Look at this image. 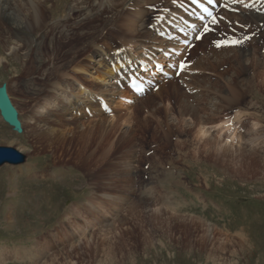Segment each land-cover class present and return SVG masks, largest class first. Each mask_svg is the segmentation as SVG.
Segmentation results:
<instances>
[{
  "label": "rangeland",
  "instance_id": "1",
  "mask_svg": "<svg viewBox=\"0 0 264 264\" xmlns=\"http://www.w3.org/2000/svg\"><path fill=\"white\" fill-rule=\"evenodd\" d=\"M150 1L155 0L34 2L44 18L34 34L10 30L0 21V85L6 83L25 124L17 134L0 118V145L25 155L23 164L0 166L2 264H264V86H259L264 35L253 31L254 20L231 19L227 24L242 23L243 29L253 24L250 34L237 25L230 32L224 24L228 12L220 11L218 22L210 23L211 30L189 50L188 71L162 84V96L156 89L141 98L152 102L135 113L119 108L117 100L113 115L73 118L61 103L70 96L89 100L92 91L75 94V80L71 91L70 76L95 83L72 67L93 62L94 48L117 40L123 46L127 12L140 19L134 39L150 36L140 28L150 21L145 23L146 11L135 13L139 2ZM166 2L171 3H157ZM219 37L222 48L216 49ZM30 39L40 62L26 54ZM19 44L24 48L12 50ZM239 51L248 55L244 66L235 61ZM100 60L89 64L91 72L108 68ZM194 67L201 72L192 74ZM65 74H70L67 82ZM56 79L61 90L71 92L55 94L50 81ZM111 87L93 88L113 94ZM37 88L42 91L35 93ZM236 113L238 128L246 130L243 143L229 141L231 148L242 146L236 153L217 149L220 130L200 134L202 125L222 119L228 131L238 132ZM33 114L48 119L51 130L34 135ZM252 135L261 145L249 147L245 141Z\"/></svg>",
  "mask_w": 264,
  "mask_h": 264
},
{
  "label": "bare ground",
  "instance_id": "2",
  "mask_svg": "<svg viewBox=\"0 0 264 264\" xmlns=\"http://www.w3.org/2000/svg\"><path fill=\"white\" fill-rule=\"evenodd\" d=\"M25 2V6L24 5H21L20 3H19V1L18 0H0V21L2 22V24H4V25H7L8 26V28H10V30H18V31H22L23 33H25L24 31L26 30V29H30L31 30V32L34 34L36 31H37V27H39V25L42 23V19L44 20V18H42V10L40 9V7L38 6V5H36L35 3H42L43 5L45 4V3H47L49 0H34V1H32V0H24ZM99 1H101V3L103 4V2H104V4L105 3H109L110 2V0H98V2ZM155 1H160V0H155ZM166 1V0H165ZM170 1V0H169ZM249 1H251V0H237V2H235V3H233L231 6L232 7H236L237 5L239 6V8H241V9H244L243 11H241L243 14L242 15H239V16H236L235 14H233L232 15V17L231 18H229V19H227L226 21L229 23V21L231 20V19H239V20H242V21H244V20H254V25L256 24V30H257V32H261L262 33V35H264V0H252V1H255V2H257V1H259V5H260V7L258 8V9H254L253 8V10L251 9V8H247L246 6H245V3H247V2H249ZM263 1V2H262ZM35 2V3H34ZM171 5H174V1H172L171 0ZM237 6V7H238ZM246 7V8H245ZM53 8H54V6H53V3L50 5V6H48V7H46V11H48L46 14V17H50V14H51V10H53ZM45 13V12H44ZM44 13H43V16H44ZM139 14V13H138ZM140 14H141V12H140ZM52 15V14H51ZM229 15V14H228ZM234 16V17H233ZM236 16V17H235ZM45 17V18H46ZM226 17V16H225ZM128 20H127V22H126V24H125V29H126V31L128 32V35L129 36H131L132 38L130 39V37L128 36V38L125 40V43H124V45L122 46V48H124L125 50L126 49H137V47L139 46V45H141L140 43H137V44H134L136 41H140L141 39H139V40H136V39H134V37H135V33H136V25H137V23H138V21L140 20L139 18H135L134 16H130V17H128L127 18ZM232 21V20H231ZM252 24L253 23H251L250 24V26H252ZM248 32H249V29H248ZM261 33H260V35H261ZM16 36V39L17 40H21L20 39V37L19 36H21V35H15ZM78 37V36H77ZM144 37H146V36H144ZM264 37V36H263ZM24 40V39H23ZM26 40H29L28 38L26 39ZM142 40H144V39H142ZM34 45V40L33 39H30V43L28 44V45H25V49H26V51H27V53L26 54H29V56H32L31 54L33 53L34 55H36L37 56V58H36V61L35 62H40V61H38L39 59L38 58H40V54L38 53V51H37V49H31V47ZM20 46L21 47H23L24 48V45H22V44H19V45H16L15 47H12V50H16L17 49V47H18V49H20ZM158 47V46H157ZM10 49H11V47H10ZM97 51V53H99L100 55H102V53L104 52H102V50H96ZM131 51V50H130ZM143 52V50H141L139 53H142ZM89 53H90V55H91V58H90V60L92 59V57H94V56H98V54H95V50L93 49V50H91V51H89ZM138 53V52H137ZM136 53V54H137ZM224 55H222V57H223ZM246 56H248L246 53H244V51H239V53L237 54V57L235 58V61L237 62V63H239V66H241L243 63H241V62H243L242 61V59H244V58H246ZM219 59V58H218ZM93 60V59H92ZM254 61V60H253ZM252 61V62H253ZM34 62V63H35ZM211 62H213V61H211ZM251 62V63H252ZM36 65H37V63H36ZM106 65V64H105ZM118 64L116 63V65L115 66H117ZM245 64H243V66H244ZM242 66V67H243ZM248 66V65H247ZM252 66L254 67V69H256L257 67H258V65H256V63L254 62L253 64H252ZM90 68H94V65H92V67L90 66V65H82V64H80V66H73L72 67V71H74L75 73H78V74H82V75H84V76H88V78H89V80H91V81H94L95 83L97 82V83H99V84H102V83H104V82H106L107 80V78H110L111 76L113 77V72L114 71H112V68H102V69H99V68H95L94 69V72H91L90 70ZM30 69H31V71H33L34 69H35V67H34V65L32 64V66L30 67ZM261 69V68H260ZM258 70V69H257ZM194 72H197L198 73V71H194ZM260 72V74H263L264 75V71H259ZM68 76H70V74H65L64 75V79L66 78V82H67V79L69 78ZM70 78L72 79V80H75L77 83V92H75V94L76 95H81V94H86V92L88 91H92L91 90V88H88L85 84L84 85H81V84H83L82 82H79L78 81V79L77 78H75L74 76H70ZM82 78V76H79V79L80 80H82L81 79ZM189 78V77H188ZM262 78H263V76H262ZM262 78H260V79H262ZM64 79H62V80H64ZM108 81H109V79H108ZM62 82V81H61ZM248 83H250V81H248ZM94 84V83H93ZM189 84V83H188ZM195 84V83H194ZM68 85V84H67ZM192 85V84H191ZM190 84L188 85V86H191ZM50 88H53V89H55L54 91L56 92V90H59L60 89V87H63L62 86V84L60 85V83L58 82V79H56V80H54L53 82L52 81H50ZM66 86V85H65ZM259 86H264V80L262 81H260V84H259ZM64 88V87H63ZM101 88V87H100ZM192 88V87H191ZM65 89V88H64ZM109 89V88H108ZM158 89V88H157ZM207 89V88H206ZM50 90V89H49ZM114 90V89H113ZM205 90V89H204ZM42 90H40V89H36V91H35V93H40ZM53 90H52V92H54ZM103 91V90H102ZM69 92H71V91H69ZM101 92V91H100ZM121 93H122V91H120ZM44 93V92H43ZM89 93H91V92H89ZM156 94H158V95H161L162 96V91L160 90V89H158V91L156 92ZM38 95V94H37ZM51 96H50V98L49 99H53L56 95L55 94H53V93H51L50 94ZM188 95V94H187ZM59 96V95H58ZM75 96V95H74ZM223 97H225V96H223ZM85 98H87V96L85 97ZM141 99V98H140ZM140 99H138L137 101H136V103H133L132 105H124V104H121V103H119L118 104V106L119 107H123V108H125L126 110H130V112L132 113V112H134L135 110H137V108H139V107H141L142 105H144V104H148V102L149 103H151L152 102V100H142V101H140ZM84 100H86V99H84ZM88 100V99H87ZM186 100H187V98H186ZM57 101V100H56ZM55 101V102H56ZM184 101V100H183ZM119 102V101H118ZM69 104V103H68ZM92 105H93V103H92ZM91 105V106H92ZM150 105V104H149ZM90 106V107H91ZM183 106H184V109H186V110H188L189 108L187 107L188 106V104L187 103H184L183 104ZM64 108H65V110H68V108H70V106H68L67 105V103H64ZM133 108H135L134 110H131V109H133ZM155 108H158L157 106H155ZM93 110V109H92ZM144 110V109H143ZM94 111V110H93ZM158 112V111H157ZM130 113V114H131ZM135 113V112H134ZM239 114L240 113H236L235 115H234V118L235 119H237V120H239ZM35 115H38V114H33V116H35ZM131 115H129V113H126V118L125 119H128L129 117H130ZM229 118V117H228ZM233 118V119H234ZM35 122L34 123H32L31 124V128L33 129V131H32V133L34 134V135H36L37 133H39V131L40 130H51L50 128H48V127H46V124L48 123V119H44V118H42V117H39V116H35ZM115 119H117V118H115ZM234 119V120H235ZM229 121V120H228ZM110 123V125H111V127L110 128H113V125H114V123H113V119H111L110 121H109ZM230 122H231V120H230ZM22 123V130L23 129H25V124H24V122L22 121L21 122ZM44 123V125H42ZM228 123V122H227ZM226 123V121L225 120H223V121H221V122H219V123H216L215 125H211V126H209V127H207V126H205V125H202V127H201V129H200V134H202L203 136H206V135H208L209 133L208 132H210L211 131V128H213V130L214 129H217L218 131L220 130V132L219 133H217V139H215V144H216V147H218L217 149L219 150V151H230V148L231 147H233L231 144H229V143H231V142H229L230 140H232V139H234V140H238V141H240V144L241 143H243V141H244V138L242 139V135H240L238 132H235V130L233 129H230L229 131H230V133H229V131L227 130V128H228V124ZM260 125V124H259ZM207 127V130L205 129ZM254 127H255V125H254ZM230 128H233V126L231 125L230 126ZM236 129V128H235ZM22 130H21V132H22ZM224 130H227V132L229 133H227V136H226V140L224 139ZM237 130V129H236ZM254 130H255V128H254ZM254 130H252V131H254ZM256 131V130H255ZM223 132V133H222ZM259 133V132H258ZM257 133V134H258ZM247 134H249V133H247ZM247 136V135H246ZM250 138L248 139V141H247V139H246V141L245 142H250V144L251 145H255V143L257 142H260V141H257V139H259L260 137L259 136H254V135H252V136H249ZM210 141V140H209ZM245 144H247V143H245ZM249 144V143H248ZM260 145H261V142H260ZM2 146H4V145H2ZM256 146V145H255ZM254 146V147H255ZM241 147L242 146H240V147H237V148H231L235 153L237 152V150H240L241 149ZM250 149V148H249ZM240 152V151H239ZM2 257L3 256H1L0 255V264H2V262H3V259H2Z\"/></svg>",
  "mask_w": 264,
  "mask_h": 264
},
{
  "label": "water",
  "instance_id": "3",
  "mask_svg": "<svg viewBox=\"0 0 264 264\" xmlns=\"http://www.w3.org/2000/svg\"><path fill=\"white\" fill-rule=\"evenodd\" d=\"M0 115L2 119L13 127L17 132H21L20 122L17 119V111L12 105L7 93L6 84L0 85ZM25 161V155L11 146L0 145V166L8 163L12 165Z\"/></svg>",
  "mask_w": 264,
  "mask_h": 264
},
{
  "label": "snow or ice",
  "instance_id": "4",
  "mask_svg": "<svg viewBox=\"0 0 264 264\" xmlns=\"http://www.w3.org/2000/svg\"><path fill=\"white\" fill-rule=\"evenodd\" d=\"M197 2H198V0H192V3H194V4L197 3ZM212 2H213V0H208V3H212ZM233 2L235 3V2H237V0H233ZM205 11H207V10L205 9ZM217 22L218 21L216 20V18L213 17L211 23L212 24H215ZM210 30H211V28L209 27V25L205 24L204 25V31L207 32V31H210ZM199 38L200 37L198 36L197 39H199ZM246 39H247V37H246ZM231 43L232 44H239V43H241V41H231ZM216 46L219 47L220 46V43H217ZM185 66L186 65H184L183 63H181L180 68L183 69Z\"/></svg>",
  "mask_w": 264,
  "mask_h": 264
}]
</instances>
